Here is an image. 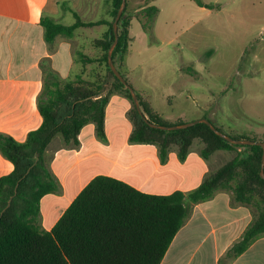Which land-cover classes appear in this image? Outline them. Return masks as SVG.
Here are the masks:
<instances>
[{"label": "trees", "instance_id": "trees-1", "mask_svg": "<svg viewBox=\"0 0 264 264\" xmlns=\"http://www.w3.org/2000/svg\"><path fill=\"white\" fill-rule=\"evenodd\" d=\"M129 1L119 20V42L113 53L116 66L118 60L123 63L131 41ZM196 1L199 6L215 8ZM108 2L110 20L85 22L78 12L69 8L74 24L65 25L43 16L40 25L48 44H53L58 37L73 38L79 28L108 27L104 36L95 39L93 44L102 51L98 61L106 64L114 78L112 89L120 91L131 102L128 113L134 126L131 142L157 145L163 160L174 146L179 159L186 160L195 140L203 142L201 155L205 159L220 150L239 151L188 193L151 195L121 180L97 176L51 231H45L38 222L41 200L58 189L46 164V151L57 136L66 144H76L82 129L89 124H94L98 136L104 139L110 100V94L104 95L106 89L101 83L88 81L82 75L58 82L42 92L38 105L41 125L30 131L24 142L0 134V152L12 164V172L0 178V264H161L192 207L212 199L220 191H230L235 203L256 209V217L231 250L232 257L239 256L264 236V179L260 175L263 147L232 145L204 123L176 131L152 128L148 122L167 126L185 122L167 121L137 93L147 122L135 107L130 91L111 71L108 50L115 39L113 22L122 0ZM158 13L155 6L141 11L140 21L145 32H151ZM80 59L85 65L95 62L84 53ZM185 70L197 77L192 66ZM227 135L264 143V138Z\"/></svg>", "mask_w": 264, "mask_h": 264}, {"label": "crops", "instance_id": "crops-1", "mask_svg": "<svg viewBox=\"0 0 264 264\" xmlns=\"http://www.w3.org/2000/svg\"><path fill=\"white\" fill-rule=\"evenodd\" d=\"M151 1L133 0V9L128 14L132 15L131 25L134 17H138L141 24V11L152 6ZM224 2L229 6L233 0ZM212 3L216 7L221 4L218 1ZM241 4L244 14L247 5L254 8L251 11L252 23L256 22L264 32V0H242ZM204 5L209 4L204 2ZM69 8L78 12L85 22L110 20L108 0H0V134L24 142L28 133L41 125L38 105L45 89L61 81L73 80L78 75L96 82L86 74L93 65H96L97 71L103 69L98 61L102 53L93 58L95 62L92 64H84L74 71V57L82 53V44L77 40L76 33L73 38L58 37L53 44L45 40L41 18L50 16L65 24L67 14H72ZM198 8L213 14L214 8ZM217 9L221 12L223 8L218 6ZM101 11H105L107 16L99 19ZM247 24L246 20H241L242 26L248 27ZM102 26L106 28L105 34L108 27ZM130 38L128 53L123 63L118 62L121 65L117 66L124 76V72L130 70L131 34ZM112 85L113 82L107 85L104 92V95L110 94L106 108V137L100 138L95 125L89 124L82 129L76 144H66L61 137H56L46 151V164L58 183V189L41 200L38 222L45 231H51L97 176L121 180L151 195H169L177 191L188 193L232 159L230 151L224 150L205 159L201 155L204 144L197 140L184 161L179 159L175 146L163 160L157 145L131 142L134 126L128 113L132 105L120 91L113 90ZM134 89L149 101L145 92L140 94ZM202 118L205 116L193 118L190 122ZM176 121L184 120L180 117L173 122ZM218 161L225 162L218 164ZM11 172L12 164L0 152V178ZM255 217V208L235 203L230 191H220L212 199L192 207L161 264H264V236L255 240L239 256L231 255L232 248L241 240Z\"/></svg>", "mask_w": 264, "mask_h": 264}, {"label": "rangeland", "instance_id": "rangeland-1", "mask_svg": "<svg viewBox=\"0 0 264 264\" xmlns=\"http://www.w3.org/2000/svg\"><path fill=\"white\" fill-rule=\"evenodd\" d=\"M200 1L209 5L218 1L222 5L219 3L213 14H207L198 8L196 0H152L151 5L159 13L151 32H145L138 17H134L129 30L133 38L128 56L130 70L124 74L140 94L148 95L149 103L165 119L173 122L181 117L190 122L205 116L229 135L262 140L264 32L256 22L252 23L254 8L247 5L244 14L242 0H233L229 6L224 0ZM133 6L130 0L127 14ZM218 6L223 8L221 12ZM106 16L101 11L97 18ZM242 19L248 22V27L241 25ZM64 22L74 24L73 14L68 13ZM105 29L103 26L77 29L81 52L91 58L101 54L92 40L102 38ZM100 65L103 69L97 71L93 65L86 75L106 89L114 78L105 63ZM83 66L80 54L74 57L73 70ZM188 66L197 72L196 78L185 70ZM238 151H230L232 158ZM222 162L225 161L218 164Z\"/></svg>", "mask_w": 264, "mask_h": 264}, {"label": "water", "instance_id": "water-1", "mask_svg": "<svg viewBox=\"0 0 264 264\" xmlns=\"http://www.w3.org/2000/svg\"><path fill=\"white\" fill-rule=\"evenodd\" d=\"M126 7H127V0H122L121 6H120V8H119V10L117 12V15H116V17L114 19V22H113V30H114L115 39H114L113 43L110 45L109 50H108V65H109L111 71L113 72V74L124 85L125 89H128L130 91L132 99H133V102H134V105L137 108L139 114L142 115L144 117V119L148 122V120L144 116V113H143L142 107L140 105V101H139L138 94H137L136 90L127 82L125 77L118 70V68H117V66H116V64L114 62V59H113L114 50H115V48H116V46H117V44L119 42V20L121 19ZM148 123H149V125L152 128L159 129V130H164V131L182 130V129H186V128L192 127V126H194L196 124H199V123H204V124L208 125L210 127V129L212 131H214L218 136L222 137L223 139H225L226 141H228L232 145H240V146L260 145L264 149V143H262V142L253 141V140H247V139H234V138L228 136L227 134H225L222 131H220L219 129H217L213 125V123L207 118H202V119L191 121V122H188V123L179 124V125H170V126L157 125V124L150 123V122H148ZM260 175L264 179V152H263V157H262Z\"/></svg>", "mask_w": 264, "mask_h": 264}]
</instances>
